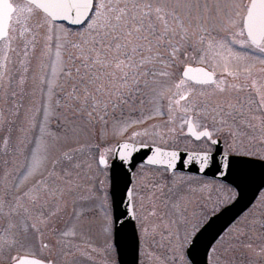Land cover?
I'll use <instances>...</instances> for the list:
<instances>
[{"label": "rangeland", "instance_id": "374dc122", "mask_svg": "<svg viewBox=\"0 0 264 264\" xmlns=\"http://www.w3.org/2000/svg\"><path fill=\"white\" fill-rule=\"evenodd\" d=\"M11 2L23 3L22 0H11ZM204 2L212 3L213 0H201V3ZM18 15L19 13L13 14L9 32V36L15 37L11 43L15 51L9 53L11 62L8 67L12 79L8 92L17 93L15 100L9 95L5 102L4 88L0 87V114H2L0 115V202L4 204L3 213H0V250L12 249L13 254L16 253L15 251L35 255L39 252L40 257L67 259V255L53 256L54 250L46 251L48 245L54 242L51 238L64 231L66 235L69 233L76 236L73 237L75 240L72 238L74 243L72 249L75 250L76 256L70 257L71 264H116L111 237L108 168L107 164L100 165V156L103 154L108 162L111 159L113 146L119 140L189 149H204L209 148L210 145L203 140L193 141L188 138L184 134L185 124H182L178 116L174 122H169L167 99L153 102L150 95L142 96L133 92L121 99L113 95L111 102H108V95L105 93L100 98L107 103L106 108L101 104L93 111L90 100L89 107L82 112L75 114L67 112L63 106L65 94L72 92L74 84L80 90L81 98L84 95V85L79 83L76 69L80 68L81 75L85 71L81 57L88 55L91 36L82 37L79 35L83 31L80 27H69L60 23L70 35L67 36L66 41L63 34L59 41L55 37L48 41L46 29L38 27L41 23L38 17L30 20L21 17L17 22ZM22 32L23 36H21ZM222 35L223 33L219 35L213 33L217 39ZM85 40L89 43H84ZM57 43L61 44L60 56L65 69L71 70V78L60 74L56 77L52 76V62L56 59ZM73 44L79 47H72ZM178 46L180 51L171 68L173 75L165 84V88L181 79L180 72L186 65L201 64L210 68L216 75V83L194 85L188 81V87L194 88L190 103L195 102L198 105L201 113L200 124L228 127L227 123L221 124L223 119L218 122L220 112L224 115L226 111L231 110L229 106L232 104L236 89L237 97L240 96L239 98L245 100L243 94L247 87L243 82L238 83L241 87H233L230 84L235 78L225 71V64L227 62L228 71L235 72L233 68L242 70L243 68H238L236 61L228 60L227 50L215 46L208 47L207 39L204 45L186 43ZM25 48L28 52L27 57L24 56ZM237 50L238 47L234 46L233 51ZM160 51L165 52V49L161 48ZM144 54L147 55L146 52ZM21 60L26 63L21 65ZM260 64L262 63L259 56L248 60L247 68L254 67L250 72L239 73V80L247 74L248 78L250 74L256 76L255 82H260L263 77L259 71L262 66ZM25 68L29 70L26 74V83L21 90L19 81L25 74ZM93 71L100 72L98 68ZM42 76L58 81L53 102L59 99L61 107L51 119L49 131L52 135L45 138L47 145L45 163L32 174L17 178L18 170L26 173L31 150L36 147L35 138L40 134L38 127H32V119L37 122L43 119L42 110L37 112L42 101L47 98V87H42L40 82ZM104 82H107L106 77ZM217 85L224 87L225 90L220 92ZM88 87L89 91H93L96 85L92 84ZM172 90L175 91L174 88ZM16 105H19V115H14L17 111ZM79 107L80 105L77 104L76 108ZM161 109L163 114H160ZM89 112H92L91 116L88 115ZM66 116L71 121V125L65 121ZM225 120L228 121L227 118ZM125 126H128L127 131L117 134L118 130ZM145 129L147 135L142 134L129 139L132 132L143 133ZM169 129L175 131L169 132ZM224 139V149H226L232 142L226 136ZM255 140L259 141L261 137L258 136ZM255 147L259 148L262 145L258 143ZM212 184L215 183L203 182L198 176L183 173L169 174L163 169L146 165L136 167L132 185L136 189L135 204L139 217L136 220L140 243L139 264H189L184 256L185 246L183 248L178 246L176 234L179 232L182 238L186 230L191 231L193 225L197 228L210 211L218 209L217 203L214 205L215 208H212L204 199L202 187L209 188ZM214 187L220 194V206L233 198L234 190L229 186L216 183ZM159 192L161 198L154 200V193L159 194ZM89 195L96 199L87 204L82 198ZM196 200L202 201L205 205L203 209H196ZM101 203L105 204L104 208L100 207ZM17 204L21 206L9 215V207H15ZM263 214L264 190L258 195L256 203L224 232L221 236L224 238L223 241L219 244L215 243L217 250L212 252L211 248L208 256L209 264H264V237L260 229ZM62 216L71 218L67 226L63 224L60 230L56 229L49 233L48 228L54 227L50 224L56 223ZM25 217L29 222H39V224H33L28 228ZM8 218H11L14 235L12 240L6 242L5 226L10 220ZM41 223L44 224L42 225L44 230ZM7 257L5 256L4 259Z\"/></svg>", "mask_w": 264, "mask_h": 264}, {"label": "snow or ice", "instance_id": "6c2138e0", "mask_svg": "<svg viewBox=\"0 0 264 264\" xmlns=\"http://www.w3.org/2000/svg\"><path fill=\"white\" fill-rule=\"evenodd\" d=\"M15 13H19L17 22L21 17L26 20L38 17L41 21L38 27L46 29L48 41L53 40L54 37L59 41L61 34L66 41L67 36L70 35L69 31L60 24L61 21L78 25L83 29L79 33L80 36H91L88 55L81 57V64L85 71L81 75L80 68L76 69L79 83L84 85V95L81 98L80 90L74 84L72 92L65 94L63 106L67 112L73 114L82 112L89 107L90 100L93 111L101 104L106 108L107 103L100 98L105 93L108 95V102H111L113 95L117 99L131 95L133 92L142 96L150 95L153 102L167 99L169 122H174L178 116L182 124H187L189 134L196 140L205 138L213 145L219 142L213 137H218L224 129L199 123L201 113L198 105L195 102L190 103L194 88L188 87L189 80L193 81L194 85L216 83L213 74L203 69L185 67L183 77L165 88V84L171 80L173 75L171 68L180 51L178 45L186 43L204 45L207 39L208 47L215 46L227 50L228 60L236 61L237 67H242L244 71H248L246 62L252 58L259 56L261 62H264V0H213L212 3H201V0H23V3L19 4H13L11 0H0V52H2L0 87L4 88L5 102L9 95L13 100L17 96L14 91L8 92L12 79L8 67L11 62L9 53L15 51L11 47L15 37L9 36V32ZM27 30L25 29V31ZM213 33H217V35L223 33V35L217 39ZM21 36H23V32ZM5 40L7 43H3ZM84 43L87 44L89 41L85 40ZM234 46L238 47L237 51H233ZM56 47V59L52 62V76L56 77L60 74L71 78V70L65 69L60 56L61 44L57 43ZM72 47H79V45L73 44ZM161 48H164L165 52H161ZM145 52L147 55L144 54ZM24 56H28L26 48ZM20 63L24 65L26 62L21 60ZM96 68L100 70L99 73L93 71ZM107 69H111V71H106ZM28 70V68L24 69L25 74L19 81L21 90L26 83ZM225 71L234 78L239 76L238 71H228L227 62ZM190 72L201 73L203 78L189 77ZM105 77L107 78L106 83L104 82ZM40 82L42 87H47V98L37 109V112L42 110L43 119L39 122L32 119V127H38L40 134L35 138L36 147L31 150L26 173H21L18 170L17 178L25 174H32L45 163L47 159L45 138L52 135L49 131L51 119L61 107L59 99H55L53 102L58 81L42 76ZM92 84H95L96 87L93 91H89L88 86ZM253 86H255V82H253ZM173 88L175 91L172 90ZM217 88L220 92L225 90L220 85H217ZM259 94L261 103L264 104V91H260ZM77 104L80 105L79 108H76ZM16 108L17 111L14 115H19V105H16ZM160 114H163L162 109ZM88 115L91 116L92 112H89ZM65 121L71 125L67 116ZM224 123L226 121L221 120V124ZM250 126L255 127V125ZM127 127L119 129L117 134L126 132ZM197 127L202 130L197 132ZM261 128L264 129V117L261 118ZM174 131L175 129H169V132ZM142 134L147 135V129L143 133L132 132L129 139ZM254 139V137H250L245 142L233 135L232 143L226 147L223 153L225 161L223 166L239 168L252 163L250 158H258L264 163V147H255ZM261 143L264 144V136L261 137ZM5 144H7V140H5ZM140 147H150V145L141 143ZM137 150L134 144L125 141L118 143L112 151L114 154L118 152L119 158L126 162L132 152ZM152 152L153 155L147 158L148 164H156L166 159L168 166L174 167L173 161L177 157L175 151L168 152L157 146L152 148ZM192 155L200 160L201 170H203L207 165L210 153L203 152ZM99 163L107 164L103 154L100 156ZM5 177L7 178V173ZM125 188L127 202L124 211L119 215L126 216L127 219L121 222V228L129 221L139 219L135 204L136 189L129 188L127 185ZM19 199L18 197L17 200ZM82 199L85 203L90 204L96 198L89 195ZM20 206L17 204L15 207H9L8 214L16 212ZM100 207L104 208L105 204L101 203ZM3 208V202H0V213H3ZM196 231L197 228L193 225L191 231L186 230L182 238L177 232L178 246L183 248L187 244L194 243L192 237ZM223 239L221 237L217 244L221 243ZM216 250L217 245L213 244L212 252ZM16 264H51V262L17 258Z\"/></svg>", "mask_w": 264, "mask_h": 264}, {"label": "water", "instance_id": "95a60500", "mask_svg": "<svg viewBox=\"0 0 264 264\" xmlns=\"http://www.w3.org/2000/svg\"><path fill=\"white\" fill-rule=\"evenodd\" d=\"M61 22L69 26H78L71 25L66 21ZM185 67L203 69L204 71L213 74V72L202 65ZM185 67L181 71L182 77ZM194 76L203 78L201 73H189V77ZM185 131L189 134L187 125ZM189 135L195 138L191 134ZM125 141L130 144H134L138 150L132 152L131 157L126 162L119 158L118 152H115L114 154L112 151L111 159L108 162V194L110 197L113 220V244L118 264H138V235L135 222L134 220L129 221L128 224H125V226L121 228V222L127 219V217L120 216L119 214L125 209V204L127 202L125 185L131 188L134 168L140 163L148 164L147 158L148 156L153 155L152 148L157 147V145L148 144L150 147H140L141 143L129 140H120L114 144L113 149L116 148L118 143ZM161 148L168 152L175 151L177 153V157L173 161L174 167H169L166 159L159 163L149 165L166 168L169 172L181 171L216 178L235 188L236 195L232 201L224 205L213 215L209 216V218L200 226V228L196 231V234L192 237L194 243L187 244L185 247V257L190 264H208L207 254L212 243L224 231V229L252 203L259 190L264 187V163H262L258 158H250L253 161L250 164L243 165L239 168L234 166L226 168L223 166L225 161L221 143L219 141L214 145V149L209 151L210 156L207 165L203 168V170H201L200 160L192 154L203 153L206 151ZM210 241L211 243H209ZM17 258H23L26 260L39 259L29 255H21ZM17 258L12 262V264H16Z\"/></svg>", "mask_w": 264, "mask_h": 264}, {"label": "flooded vegetation", "instance_id": "af4514ba", "mask_svg": "<svg viewBox=\"0 0 264 264\" xmlns=\"http://www.w3.org/2000/svg\"><path fill=\"white\" fill-rule=\"evenodd\" d=\"M262 65L260 70L263 77L261 79L260 82H255L256 79H255V75H250L249 74V77L247 78V75L245 77H242L241 80H239V78H235L234 81L230 82V84L232 86H236V87H241L238 85V83H245L246 84V89L244 90V96H245V100H242L241 98L237 97L236 95V90L234 91L233 93V101H232V104H231V107L230 109L231 110H228L226 111V113H224V115H222V113L220 112V116L218 118V122L223 119L225 120L226 118L228 119V121H226V123L229 125L228 127H226L227 125H223L224 127H222L224 129L223 133H221L218 137L217 136H214V138H218L222 144V148L223 150L224 149V146H225V139H224V136L227 137V139H229L230 142H232V137L233 135H236L238 136L239 138L245 140V142H247L248 138L250 137H262L264 136V129L261 128V118L264 117V104L261 103V98H260V94L259 92L260 91H264V62H261ZM254 67V66H253ZM253 67H250L248 69V71H244L242 69H235L233 68L234 71H238L239 73L241 72H250L251 68ZM260 73V72H259ZM249 80V82L247 81ZM251 80V81H250ZM253 82H255V86H253ZM244 89V88H243ZM242 96V95H241ZM243 103V104H242ZM250 106V107H248ZM253 117H255V119H253ZM250 125H255V127H251ZM196 129H202L200 127H197ZM203 140L204 142H206V144L210 145L209 148H204L203 150H211L212 148V144L205 138H202L198 141H201ZM260 144L261 143V140H255L254 139V144ZM262 147H264V144H262ZM200 179L202 178L203 182H212V183H221L219 180H216V179H213V178H208V177H203V176H199ZM215 184H212V187H209V188H204L202 187V190H203V194H204V199L206 201V204L212 208H215V204L217 203V207L218 209L221 207L220 206V194L218 192V190L214 187ZM264 190L261 189L258 193V195L260 194V192H262ZM258 195L257 197L255 198V200L253 201V203L250 205L249 208H251L253 206V204L256 203V200L258 198ZM161 198L160 196V192L159 194L157 193H154V196H153V199L155 200H159ZM197 204H196V209H199V208H204L205 205H203L202 201H198L196 200ZM248 208V209H249ZM195 209V210H196ZM194 210V211H195ZM215 209L210 211L207 215V217L205 218V220L210 216L212 215L213 213H215ZM239 218V217H238ZM237 218V219H238ZM10 219L9 222L7 221L6 222V226H5V231L7 232L6 233V242L8 240H12V237L14 235V228L12 226V221H11V218H8ZM71 218L70 217H60L56 223H52L50 225H53L54 227L53 228H48L49 229V233H51L52 231H55L56 229H59L61 228V226L63 224H65V226H67V222L70 220ZM236 219V220H237ZM25 220L28 224V228L29 226H32L33 224L35 225H38L39 222H36V223H33L32 221L29 222L28 218L25 217ZM236 220L234 221V223L236 222ZM262 220H263V216H262ZM262 220H261V235L264 237V231H263V227H262ZM204 221V220H203ZM232 223L227 229L226 231L234 224ZM44 225L43 223H41V227L43 228ZM65 229V227H64ZM44 230V228H43ZM225 231V232H226ZM75 234V233H74ZM75 235H70L69 233H66L63 231V232H60V234L58 235H54L53 239L54 242L50 243L48 245V248H47V252L48 251H51V250H54L53 252V256H55L56 254H59L60 256H66L68 257L67 259L66 258H63V259H58V258H46V257H40L38 256V254H29V253H18L17 251H15L16 253L13 254L12 253V249L11 250H7V249H4V250H0V263H3V264H12V262L19 256L21 255H30V256H34V257H37V258H40L44 261H50L54 264H71V262L69 261L70 260V257H73V256H76L72 247L74 246V243H73V237ZM73 238V239H72ZM76 238V236H75ZM75 240V239H74ZM217 242V241H216ZM215 242V243H216ZM214 243V244H215ZM46 245V243H44ZM57 246H62V248H57ZM67 247V248H65ZM5 254V256H9L7 257L6 259L5 256L3 255ZM13 255V256H12ZM218 258H220L218 256ZM65 259V260H64ZM220 261V260H219Z\"/></svg>", "mask_w": 264, "mask_h": 264}]
</instances>
